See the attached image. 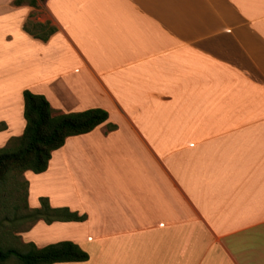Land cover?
I'll return each instance as SVG.
<instances>
[{"label": "crops", "instance_id": "0c3cea01", "mask_svg": "<svg viewBox=\"0 0 264 264\" xmlns=\"http://www.w3.org/2000/svg\"><path fill=\"white\" fill-rule=\"evenodd\" d=\"M0 0V149L23 134L24 91L56 114L105 110L41 174L81 222H37L55 264H264V0H47L57 31L24 30L34 8Z\"/></svg>", "mask_w": 264, "mask_h": 264}, {"label": "trees", "instance_id": "16d2710c", "mask_svg": "<svg viewBox=\"0 0 264 264\" xmlns=\"http://www.w3.org/2000/svg\"><path fill=\"white\" fill-rule=\"evenodd\" d=\"M47 0H15L16 6L28 5L37 8L39 3ZM27 19L24 30L35 38L47 41L57 28L50 22L40 23ZM24 98V118L26 126L23 134L11 141V144L0 149V181L15 174L32 171L41 174L48 168L52 153L65 144L67 138L79 136L93 131L107 122L109 115L102 109H91L72 114H56L50 103L42 95L33 94L26 90ZM5 124H0V131L5 130ZM28 186V182H26ZM28 217L34 222L43 220L47 224L54 222H81L85 216L71 212L68 208H52L48 199H40V207L29 209ZM25 252L15 248L5 247L0 243V263L15 257L21 264H55L64 262H84L89 255L77 244L63 241L37 248L27 244Z\"/></svg>", "mask_w": 264, "mask_h": 264}, {"label": "rangeland", "instance_id": "374dc122", "mask_svg": "<svg viewBox=\"0 0 264 264\" xmlns=\"http://www.w3.org/2000/svg\"><path fill=\"white\" fill-rule=\"evenodd\" d=\"M28 3L30 0H24ZM35 18H40L52 21L47 10L46 3H39L37 8H34L32 15ZM34 18V19H35ZM12 138L7 146L11 144ZM26 178L24 174H15L13 178L9 177L4 181H0V243L9 248H15L20 252L28 250L27 243L24 241V234L29 232L34 222L28 217V195L29 186H26ZM43 221V220H40ZM45 222V221H44ZM35 235L41 236L44 233L41 228L43 226L34 227ZM0 264H21L15 257L10 258L4 263Z\"/></svg>", "mask_w": 264, "mask_h": 264}]
</instances>
